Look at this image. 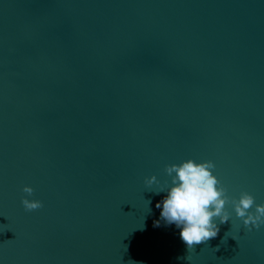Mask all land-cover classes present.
<instances>
[{
    "label": "water",
    "instance_id": "obj_1",
    "mask_svg": "<svg viewBox=\"0 0 264 264\" xmlns=\"http://www.w3.org/2000/svg\"><path fill=\"white\" fill-rule=\"evenodd\" d=\"M189 158L264 203V0H0V264H264L230 205L194 249L154 226Z\"/></svg>",
    "mask_w": 264,
    "mask_h": 264
},
{
    "label": "clouds",
    "instance_id": "obj_2",
    "mask_svg": "<svg viewBox=\"0 0 264 264\" xmlns=\"http://www.w3.org/2000/svg\"><path fill=\"white\" fill-rule=\"evenodd\" d=\"M214 168L215 164L210 160L198 162L189 158L165 167L170 179L162 182L155 175L145 178L147 186H157L156 194L165 193L156 203L160 217L154 221V226H160L161 222L166 226L175 225L188 249H194V245L218 235L219 225L231 220L232 213L227 205L231 206L243 227L249 231L264 225V203H255L254 196L247 191H241L238 198L229 196L228 190L214 174ZM33 191L31 186L23 187V192L27 193L22 198L25 210L42 207L40 200L28 198ZM228 236L238 240V236L230 231L225 233L223 239L226 240ZM218 248L219 245L214 250ZM182 258L185 257H179ZM132 264L138 262L132 261Z\"/></svg>",
    "mask_w": 264,
    "mask_h": 264
}]
</instances>
